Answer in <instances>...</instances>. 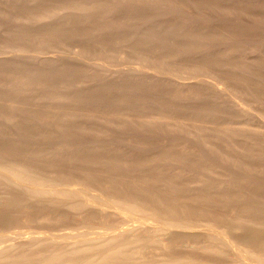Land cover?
I'll list each match as a JSON object with an SVG mask.
<instances>
[{
	"label": "rangeland",
	"instance_id": "obj_1",
	"mask_svg": "<svg viewBox=\"0 0 264 264\" xmlns=\"http://www.w3.org/2000/svg\"><path fill=\"white\" fill-rule=\"evenodd\" d=\"M0 162V264H257L264 0H0Z\"/></svg>",
	"mask_w": 264,
	"mask_h": 264
},
{
	"label": "bare ground",
	"instance_id": "obj_2",
	"mask_svg": "<svg viewBox=\"0 0 264 264\" xmlns=\"http://www.w3.org/2000/svg\"><path fill=\"white\" fill-rule=\"evenodd\" d=\"M0 163H1V162H0ZM6 165H7V164H6ZM11 165H12V164H11ZM1 168H2V167H1ZM3 169H5V168H3ZM3 169H2V170H3ZM12 169H13V168H12ZM25 169H26V168H25ZM7 170H10V169H8V167H7ZM10 171H11V170H10ZM12 171H13V170H12ZM24 171H25L24 168H23V170H22V168H20V169H18V170H15L14 172H15L16 176H17L18 173H19V174L21 173V174H20L21 176H18V177H19V178H20V177L28 178V181H29V179H31L30 173L27 174L28 172L25 173ZM26 171H27V170H26ZM28 171H29V170H28ZM4 172H5V171H4ZM4 172H3V173H4ZM6 172H8V171H6ZM29 172H30V171H29ZM7 174H9V173H7ZM19 174H18V175H19ZM31 175H33V174H31ZM0 176H1V175H0ZM7 176H8V175H7ZM5 177H6V176H5ZM6 178H7V177H6ZM38 178H39V176H38ZM10 179H11V178H10ZM32 179H33V177H32ZM35 179H36V178H35ZM21 180H22V179H21ZM21 180H20V181H21ZM37 180H38V182L40 181L39 179H36V181H37ZM15 181H16V179H15ZM20 181H19V182H20ZM23 181L26 182L27 180H23ZM42 181L45 182V180H42ZM17 182H18V180H17ZM30 182H32V180H31ZM34 182H35V181H34ZM34 182H33V183H34ZM40 182H41V181H40ZM18 184H20V183H18ZM34 184H35V183H34ZM36 184L39 185L40 183H37V182H36ZM36 184H35V185H36ZM41 184H44V183L41 182ZM45 184H46V183H45ZM26 185H27V184H26ZM30 185H31V184H30ZM30 185H29V186H30ZM38 185H36V186H38ZM31 186H32V185H31ZM40 186H42V185H40ZM43 186H44V185H43ZM46 186H47V185H46ZM44 187H45V186H44ZM36 188H37V187H36ZM38 188H39V186H38ZM46 188H48V186H47ZM46 188H45V189H46ZM53 188H54V187H53ZM53 188H52V189H53ZM40 189H41V188H39V190H37V191H41ZM43 189H44V188H43ZM72 190H73V189H72ZM78 190H79V189H78ZM37 191H36V192H37ZM42 191H43V190H42ZM47 191H52V190L49 189V190H47ZM74 191H75V190H74ZM69 192H70V191H69ZM74 193H76V192H74ZM37 194H38V193H37ZM67 194H68V193H67ZM67 194H65V195H67ZM70 194H72V193H70ZM68 195H69V194H68ZM72 195H73V194H72ZM74 195H75V194H74ZM76 195H77V194H76ZM80 195H81V194H80ZM45 196H46V195H45ZM69 196H71V195H69ZM77 196H78V195H77ZM51 197H52V196H51ZM71 197H72V196H71ZM129 200H130V199H129ZM127 201H128V198H127ZM133 201H134V200H133ZM133 201H132L131 204H136V203H134ZM70 202H72V201H70ZM117 202H120V201H117ZM79 203H80V202H79ZM121 203H123V202H121ZM129 203H130V202H129ZM129 203L127 204L128 207H129ZM140 203H141V202H140ZM118 204H119V203H118ZM124 204H126V201H125ZM131 204H130V205H131ZM72 205H73V204H72ZM127 205H125V206H127ZM120 206H122V205H120ZM120 206H119V207H120ZM123 206H124V205H123ZM123 206H122V208L125 207V206H124V207H123ZM135 206H136V205H133V206L131 205L129 208L125 207L124 213L126 214V211H127L128 209H132V210L135 209V210H137L138 208H136ZM78 207H79V206H78ZM133 207H135V208H133ZM150 207H151V206H150ZM155 207H156V206H155ZM74 208H75V207H74ZM140 209H141V208H140ZM120 210H121V208H120ZM132 210H131V211H132ZM147 210H149V209H147ZM154 210H155V209H154ZM160 210H161V209H160ZM129 211H130V210H128V213H129ZM131 211H130V212H131ZM138 211H140V210H138ZM122 212H123V211H122ZM149 212H151V211H149ZM124 213H123V214H124ZM133 213H134V212H133ZM144 213H145V212H144ZM152 213H153V211H152ZM152 213H151V214H152ZM154 213H155V212H154ZM157 213H158V212H157ZM172 213H173V212H172ZM151 214H150V215H151ZM164 214H165V213H164ZM164 214H163V216H164ZM128 215H129V214H128ZM152 215H153V214H152ZM155 215H156V214H154V215L151 216V217H154ZM161 216H162V215H161ZM129 217H130V215H129ZM142 217H143V216H142ZM133 218H134V217H133ZM133 218H132V219H133ZM135 218H136V217H135ZM139 218H140V217H139ZM143 218H144V217H143ZM149 218H150V217H149ZM157 218H158V216H157ZM157 218H156V219H157ZM126 219H127V218H126ZM126 219H123V220L127 221ZM130 219H131V218H130ZM164 219H165V218H164ZM164 219H163V220H164ZM179 219H181V218H179ZM135 220H137V219H135ZM152 220H153V219H152ZM107 221H108V220H107ZM112 221H113V220H112ZM118 221H119V220H118ZM125 221H123V223H121V224L124 225ZM132 221H133V220H132ZM82 222H83V221H82ZM100 222H101V221H100ZM100 222H99V223H100ZM153 222H154V221H153ZM102 223H103V221H102ZM105 223H106V222H105ZM117 223H118V222H117ZM128 223H129V222H128ZM131 223H132V222H131ZM136 223H138V222H136ZM150 223H151V222H150ZM157 223H158V222H157ZM167 223H168V222H167ZM177 223H178V222H177ZM68 224H69V223H68ZM86 224H87V223H86ZM89 224H90V223H89ZM112 224H113V223H112ZM126 224H127V223H126ZM132 224H133V223H132ZM172 224H173V222H172ZM103 225H104V224H102L101 226H103ZM106 225H107V224H106ZM114 225H115V223H114ZM114 225H113V226H114ZM130 225H131V224H130ZM136 225H138V224H136ZM136 225H135V227H136ZM144 225H145V224H144ZM146 225H147V224H146ZM148 225H149V224H148ZM178 225H179V224H178ZM26 226H28V225H26ZM26 226H25V227H26ZM62 226H63V225H62ZM69 226H70V225H69ZM72 226H74V225H72ZM79 226H81V225H79ZM86 226H87V225H86ZM91 226H92V225H91ZM98 226H99V225H98ZM120 226H121V225H120ZM128 226H129V225H128ZM128 226H127V227H128ZM149 226H150V225H149ZM161 226H162V225H161ZM166 226H168V224H167ZM15 227H17V225H16ZM103 227H104V226H103ZM107 227H108V226H107ZM118 227H119V226H118ZM122 227H123V226H122ZM133 227H134V226H133ZM138 227H139V226H138ZM147 227H148V226H147ZM163 227H164V226H163ZM178 227H179V226H178ZM186 227H187V226H186ZM31 228H32V227H31ZM59 228H62V227H59ZM64 228H65V227H64ZM64 228H62V229H64ZM76 228H77V227H76ZM90 228H91V227H89V230H91ZM99 228H100V227H99ZM99 228H98V229H99ZM111 228H112V227H111ZM131 228H132V226H131ZM151 228H152V227H151ZM168 228H169V226L167 227V229H168ZM170 228H171V227H170ZM20 229H21V228H20ZM32 229H33V228H32ZM46 229H47V228H46ZM57 229H58V228H57ZM73 229H74V228H73ZM73 229H71V230H73ZM93 229H94V228H93ZM106 229H107V228H106ZM106 229H105V230H106ZM108 229H110V228L108 227ZM117 229H118V228H117ZM117 229H116V230H117ZM120 229H121V228H120ZM132 229H134V228H132ZM141 229H142V228H141ZM152 229H153V228H152ZM157 229H158V227H157ZM186 229H187V228H186ZM37 230H38V229H37ZM52 230H53V228H52ZM67 230H68V229H67ZM76 230H78V229H76ZM76 230H75V231H76ZM84 230L87 231L86 228H84ZM89 230H88V231H89ZM100 230H101V229H100ZM110 230H111V229H110ZM118 230H119V229H118ZM118 230H117V231H118ZM128 230H129V229H128ZM139 230H140V229H139ZM144 230H145V229H144ZM150 230H151V229H150ZM162 230H163V229H162ZM169 230H170V229H169ZM177 230H179V229H177ZM187 230H188V229H187ZM187 230H186V231H187ZM47 231H48V230H47ZM55 231H56V230H55ZM68 231H69V230H68ZM68 231H67V233L70 234V231H69V232H68ZM79 231H80V230H79ZM79 231H78V232H79ZM81 231H82V230H81ZM91 231H92V230H91ZM103 231H104V230H102V233H103ZM111 231H112V230H111ZM113 231H114V230H113ZM117 231H115V232H117ZM121 231H122L121 233L124 234V233H123V230H121ZM171 231H172V230H171ZM191 231H192V229H191ZM210 231H211V230H210ZM9 232H10V231H9ZM62 232H63V231H62ZM73 232H74V231H72V234H73ZM76 232H77V231H76ZM82 232H83V231H82ZM98 232H99V230H98ZM125 232H126V230H125ZM127 232H128V231H127ZM132 232H133V231H132ZM154 232H155V231H154ZM180 232H181V231H180ZM204 232H205V231H204ZM211 232H212V231H211ZM211 232H210V235H211ZM12 233H14V232H12ZM38 233H39V232H38ZM47 233H48V232H47ZM52 233H53V232H52ZM64 233H65V232H64ZM64 233H63V234H64ZM86 233H87V232H86ZM91 233H92V232H91ZM91 233H90V234H91ZM93 233H94V232H93ZM96 233H97V232H96ZM100 233H101V231H100ZM102 233H101V234H102ZM110 233H111V232H110ZM22 234H23V233H22ZM29 234H30V233H29ZM35 234H36V233H35ZM79 234H82V233H79ZM107 234H108V232L106 231V235H107ZM113 234H114L115 237H117L118 239H120V238H119V235H120V237L122 236V234H120V232H119V234L117 233L118 236H117L115 233H113ZM113 234H112V235H113ZM128 234H129V233H128ZM162 234H166L165 231H164V233H162ZM168 234H169V233H168ZM170 234H171V233H170ZM206 234H207V233H206ZM10 235H11V234H10ZM19 235H20V234H19ZM24 235H25V234H24ZM30 235H31V234H30ZM33 235H34V234H33ZM33 235H32V237H33ZM48 235H49V234H48ZM56 235H57V234H56ZM73 235H77V234H73ZM83 235H84V234H83ZM88 235H89V233H88ZM96 235H97V234H96ZM102 235H103V234H102ZM112 235H111V236H112ZM166 235H167V234H166ZM210 235H209V236H210ZM221 235H222V234H221ZM20 236H21V235H20ZM42 236H43V235H42ZM50 236H51V235H50ZM67 236H68V234H67ZM67 236H66V237H67ZM70 236H71V234H70ZM89 236H90V235H89ZM108 236H109V235H108ZM123 236H124V235H123ZM131 236H132V235H131ZM131 236H130V237H131ZM147 236H148V235H147ZM215 236H216V235H215ZM17 237H18V236H17ZM22 237H23V236H22ZM22 237H21V238H22ZM34 237H35V236H34ZM51 237H52V236H51ZM64 237H65V236H64ZM64 237H63V238H64ZM93 237H94V235H93ZM103 237H105V235H103ZM109 237H110V236H109ZM109 237H108V238H109ZM132 237L135 238V239H134V238H132V239L135 240V242L137 243V245H139V244L141 243L140 241H139L140 243L136 241V240H139V239H138V236H137V238H136V235H135V236H132ZM216 237H217V236H216ZM3 238H4V237H3ZM6 238H7V236H6ZM14 238H15V237H14ZM14 238H13V239H14ZM53 238H54V237H53ZM57 238H58V237H57ZM68 238H70V237L68 236ZM74 238H75V237H74ZM84 238H85V237H84ZM96 238H97V237H96ZM112 238H113V237H112ZM117 238H115V239H117ZM128 238H129V237H128ZM11 239H12V238H11ZM11 239H9V240H11ZM29 239H31V238H29ZM49 239H50V238H49ZM51 239H52V238H51ZM51 239H50V240H51ZM58 239H59V238H58ZM71 239H73V238L71 237ZM88 239H89V238H88ZM97 239H98V238H97ZM97 239H96V240H97ZM102 239H103V238H102ZM109 239H111V238H109ZM109 239H108V240L105 239L104 241L106 242V240H107V241H109V243H110V240H109ZM115 239H114V240H115ZM130 239H131V238H129L128 240H130ZM141 239H142V237H141ZM224 239H225V238H224ZM6 240H7V239H6ZM6 240L3 241V242H6ZM18 240H19V239H18ZM36 240H37V239H36ZM42 240H43V239H42ZM54 240H55V239H54ZM56 240H57V239H56ZM56 240H55V241H56ZM60 240H61V239H60ZM68 240H69V239H68ZM82 240H83V239H82ZM85 240H86V239H85ZM92 240H93V239H92ZM98 240H99V239H98ZM98 240H97V241H98ZM112 240H113V239H111V242L114 241V240H113V241H112ZM133 240H131V241H133ZM156 240H157V239H156ZM209 240H210V238H209ZM222 240H223V239H222ZM28 241H29V240H28ZM69 241H70V240H69ZM71 241H72V240H71ZM71 241H70V242H71ZM73 241H74V240H73ZM8 242H9V241H8ZM8 242H6V243H8ZM33 242H34V241H33ZM62 242H63V241H62ZM81 242H83V241H80V243H81ZM85 242H88V241H85ZM90 242H91V240H90ZM90 242H89V243H90ZM105 242L102 243V245L104 244V245L106 246V244H108V243L105 244ZM114 242H115V241H114ZM121 242H122V241H121ZM128 242H129V241H128ZM133 242H134V241H133ZM133 242H131V243H133ZM135 242H134V243H135ZM148 242H149V241H148ZM148 242H147V243H148ZM226 242H227V241H226ZM10 243H11V242H10ZM59 243H60V242H59ZM66 243H68V242H66ZM73 243H74V242H73ZM78 243H79V242H78ZM89 243H88V244H89ZM115 243H117V242H115ZM115 243H114V245H115ZM138 243H139V244H138ZM143 243H144V239H143ZM143 243H142V245H143ZM153 243H154V242H153ZM157 243H159V241H158ZM162 243H163V242H162ZM167 243H168V242H167ZM3 244H5V243H3ZM3 244H2V245H3ZM36 244H37V243H36ZM43 244H44V243H43ZM111 244H112V243H110L109 245H111ZM122 244H123V243H122ZM125 244H126V242L124 243V245H125ZM145 244H146V243H145ZM6 245H7V244H6ZM6 245H5V246H6ZM13 245H14V244H13ZM59 245H60V244H59ZM63 245H64V244H63ZM80 245H82V244H80ZM100 245H101V244H100ZM102 245H101V246H102ZM104 245H103V246H104ZM119 245H120V243L118 244V248H117V247L114 248V246H113V244H112L113 247L110 246L109 250L107 249L108 247H106V249H107V250H106L105 247L102 246L103 249L106 250V251H104L102 254H100L102 251L100 252V249L98 250V248H100V247L97 248V246H96V248H97L96 250H98L100 253H99L98 251H96V250H95L94 252H98L97 254H98V255L100 254V258H98L97 254H93V256L90 255V257H91V258H93V257H97L98 259H100V261H103L104 263H105L106 261H107L106 263H108V262L110 263L111 260L117 258V256H122V252H123L124 250L121 252V255H119V254H120V251H121L122 249H125V248L122 246L123 248H122V249H119V247L121 248V246H119ZM137 245H136V246H137ZM142 245H141V247H142ZM169 245H170V244H169ZM169 245H168V246H169ZM212 245H213V244H212ZM218 245H219V244H218ZM226 245H227V244H226ZM232 245H234V244H232ZM40 246H41V245H40ZM87 246H88V245H87ZM92 246H93V245H92ZM92 246H90V247H92ZM116 246H117V245H116ZM148 246H149V244H148ZM165 246H166V243H165ZM220 246H222V245L220 244ZM258 246H259V245H258ZM61 247H63V246H61ZM67 247L70 248V246H67ZM72 247L74 248L75 246H72ZM83 247H84V245H83ZM90 247H89V248H90ZM102 247H101V248H102ZM149 247H150V246H149ZM224 247H225V246H224ZM226 247H227V246H226ZM249 247H250V246H249ZM249 247H248V248H249ZM2 248H4V247H3V246H0V252L5 250V248H4V249H2ZM6 248H7V247H6ZM40 248H41V247H40ZM85 248H86V247H85ZM93 248H95V247H93ZM111 248H112V249H111ZM132 248H133V247H132ZM134 248H135V247H134ZM139 248H140V246H139ZM206 248H207V247H206ZM209 248H211V247H209ZM232 248H233V247H231V249H232ZM234 248H235V247H234ZM237 248H238V247H237ZM259 248H260V247H259ZM48 249H49V248H48ZM50 249H51V248H50ZM65 249H66V248H65ZM142 249H143V248H142ZM239 249H240V248H239ZM244 249H246V248L244 247ZM58 250H59V249H58ZM58 250H56V251L53 250V251H55V252H53V253H48L47 255H43V256H42V253H40V252L36 253V255L39 254V253L41 254V256H40L39 258L37 257V258L39 259V260L37 261V262H38L37 264H64V263H65V264H95V262L98 261V260H96V258H95V260H94V258H93V259L89 258V257H88L89 255H88L87 257H88L90 260H88V258L84 255V257H83L84 262L81 261V260H80L79 262H77L78 260H77L76 257H75L76 260H75L74 258H73V259H74L76 262H74V263H70L69 260H70L71 258H70V259L68 258V257H69L68 254L71 253V252H69V253H65V252H63L64 250L62 251V249H60L61 251H58ZM125 250H126V249H125ZM127 250H128V249H127ZM127 250H126V251H127ZM131 250H132V249H131ZM138 250H139V249L137 248V251H138ZM218 250H219V248H218ZM220 250H221V249H220ZM232 250H233V249H232ZM259 250H260V249H259ZM34 251H35V250H34ZM67 251H68V250H67ZM70 251H71V250H70ZM72 251H74V250L72 249ZM126 251H124L123 254H125ZM221 251H222V250H221ZM234 251H235V250H234ZM250 251H251V249H250ZM250 251H249V252H250ZM5 252H7V251H5ZM17 252H18V251H17ZM21 252H22V251H21ZM23 252H24V251H23ZM26 252H27V251H26ZM35 252H36V251H35ZM128 252H129V251H128ZM131 252L134 253L135 251L133 250V251H131ZM131 252H129V253H131ZM140 252H141V251H140ZM260 252H262V251H260ZM33 253H34V252H33ZM33 253H32V254H33ZM75 253H76V252H75ZM77 253H78V252H77ZM129 253H128V255H129ZM217 253H218V252H217ZM233 253H234V252H233ZM237 253H238V252H237ZM250 253H251V252H250ZM34 254H35V253H34ZM43 254H44V253H43ZM88 254H91V253H88ZM139 254H140V253H139ZM178 254H179V253H178ZM246 254H247V250H246ZM246 254H245V255H246ZM251 254H252V253H251ZM253 254H254V251H253ZM253 254H252V259H253V256L256 257V260L254 259L253 262L256 261L257 264H264V252H263V254H262V253H259L258 255H257V254L253 255ZM4 255H5V254H4ZM4 255H1L2 258H3V259H1V260L6 261L8 255H6V257H5ZM9 255H10V254H9ZM17 255H18V257L15 255L16 258H15L14 256H13L12 258H10V256H11V255H10V256H9L10 261L13 260V261H11V262H14V259H15V260H17V259H22V260H23V263L25 264V262L27 261V259L30 258V259H31V262H29V263L26 262V264H32V263L36 264V261H34L35 259H34L33 262H32V259L35 257V255H31L32 257L34 256L33 258H31L30 255H28V254H25V255H24V253L21 254V255H20V254H17ZM66 255L68 256V257H67L68 261L65 262L64 260H67V259L65 258ZM72 255H73V254H72ZM94 255H96V256H94ZM126 255H127V254H126ZM128 255H127V256H128ZM131 255H133V254H131ZM135 255H137V253H136ZM141 255H142V254H141ZM176 255H177V254H176ZM181 255H182V254H181ZM181 255H180V256H181ZM235 255H236V254H235ZM235 255H234V258H235ZM238 255H239V253H238ZM256 255H257V256H256ZM27 256H29V257L27 258ZM38 256H39V255H38ZM74 256H75V255H74ZM123 256H124V255H123ZM129 256H130V255H129ZM166 256H167V255H166ZM185 256H186V254H185ZM71 257H72V256H71ZM125 257H126V256H125ZM125 257H124V258H125ZM133 257H134V256H132V258H133ZM140 257H141V259H142V256H140ZM167 257H168V256H167ZM172 257H173V256H172ZM177 257H178V256H177ZM177 257H176V258H177ZM187 257H188V256H187ZM232 257H233V256H232ZM239 257H240V256H239ZM246 257H248V254L246 255ZM25 258H26V261H24ZM35 258H36V257H35ZM64 258H65V259H64ZM77 258H79V257H77ZM84 258L86 259V261H85ZM122 258H123V257H120V258L118 257L117 259H120V260H121ZM127 258H128V257H127ZM143 258H144V257H143ZM191 258H192V257H191ZM241 258H243V256H242ZM249 258H250V257H249ZM249 258H248V260H245V258H243V259H241L242 261L240 260L241 262H240V261H239V262H235V261H234V262H235L236 264H253V263L250 262V259H249ZM257 258H258V259H257ZM30 259H29V260H30ZM62 259H64V260H63L64 263H62ZM73 259H71L72 262H73ZM129 259H130V258H129ZM163 259L166 260V262H168V260H169V259L167 260L166 258H163ZM163 259H162V261H163ZM174 259H175V258H174ZM178 259H179V258H178ZM178 259H177V261L175 260L176 263L179 261ZM189 259H190V258H189ZM197 259H198V258H197ZM210 259H211V258H210ZM115 260H116V259H115ZM123 260H125V259H123ZM130 260H132V259H130ZM139 260H140V259H139ZM142 260H143V259H142ZM183 260H184V261H183ZM183 260H182V258H181V260H180L177 264H194L193 262L195 261V260H194V261H191L192 263H189L188 260L185 261L186 259H184V257H183ZM237 260H238V259H237ZM18 261H20V260H18ZM121 261H122V260H121ZM143 261L146 262V263L150 262V261H148V260H143ZM147 261H148V262H147ZM170 261H171V257H170ZM0 262H1V261H0ZM11 262H10V263H11ZM15 262H16V261H15ZM112 262H113V261H112ZM117 262H118V261H117ZM122 262H124V261H122ZM125 262H126V261H125ZM163 262L165 263V261H163ZM171 262H172V261H171ZM208 262H209V261H208ZM222 262H224V261H222ZM7 263H8V261H7ZM16 263H17V262H16ZM20 263L23 264L22 261L19 262L18 264H20ZM96 263H97V262H96ZM106 263H105V264H106ZM118 263H119V262H118ZM126 263H127V262H126ZM128 263H129V262H128ZM151 263H152V262H151ZM151 263H148V264H151ZM153 263H154V262H153ZM153 263H152V264H153ZM160 263H161V262H160ZM164 263H163V264H164ZM174 263H175V262H174ZM174 263H173V264H174ZM8 264H9V263H8ZM12 264H13V263H12ZM97 264H98V263H97ZM115 264H117V263H115ZM137 264H138V262H137ZM139 264H143V263H141V262L139 261ZM144 264H145V263H144ZM154 264H155V263H154ZM161 264H162V263H161ZM166 264H169V263H166ZM170 264H171V263H170ZM200 264H203V263H200ZM204 264H208V263H204Z\"/></svg>",
	"mask_w": 264,
	"mask_h": 264
}]
</instances>
